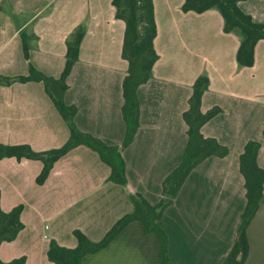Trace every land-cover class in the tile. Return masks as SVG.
Wrapping results in <instances>:
<instances>
[{
    "label": "crops",
    "instance_id": "crops-1",
    "mask_svg": "<svg viewBox=\"0 0 264 264\" xmlns=\"http://www.w3.org/2000/svg\"><path fill=\"white\" fill-rule=\"evenodd\" d=\"M111 1L0 0V77L27 75L31 64L58 78L65 41L83 25L85 34L66 79L64 101L76 108L73 120L80 131L108 146H120L127 62L121 55L124 23L115 18ZM183 2L152 0L157 60L150 79L137 88L139 126L121 153L127 185L107 182L109 168L84 146L58 159L41 185L35 182L40 161L0 160V209L9 212L21 205L23 225L12 242L0 245V261L24 257V264H51L46 258L51 240L74 248L72 231L78 230L90 241H99L132 211L130 192L157 203L162 181L181 161L187 142L182 114L194 81L203 75L209 84L200 110L220 112L200 132L228 154L195 166L158 224L168 239L170 264L223 263L246 202L238 158L248 141L260 143L257 164L264 169V40L254 47L253 65L240 67L235 60L239 37L223 32L219 13L183 12ZM238 6L254 22L264 23V0H244ZM19 29L37 37L28 60L23 57ZM67 139V126L41 83L0 85V144L27 145L42 152L60 148ZM246 237L249 251L244 264H264V203L251 219ZM80 264H161L159 240L133 222Z\"/></svg>",
    "mask_w": 264,
    "mask_h": 264
},
{
    "label": "trees",
    "instance_id": "trees-1",
    "mask_svg": "<svg viewBox=\"0 0 264 264\" xmlns=\"http://www.w3.org/2000/svg\"><path fill=\"white\" fill-rule=\"evenodd\" d=\"M241 1L244 0H184L181 9L183 12L196 14L211 9L216 10L223 19V32H233L239 37V46L235 55L237 65L251 67L254 63V47L258 41L264 40V23H256L249 15L242 12L238 6ZM111 4L115 9V18L124 23L121 55L127 62V72L122 82L123 105L121 108L125 131L120 146H108L92 135L80 131L73 120L76 108L67 105L64 101V93L67 89L66 79L78 60L80 44L85 34L83 25L77 26L65 41V62L58 78L44 75L31 64L28 65L27 75L14 78L0 77V85L6 86L13 82L41 83L44 93L67 126L68 139L57 149L34 152L27 145L0 144V160L15 158L18 161L28 159L42 163L41 172L35 180L37 185L44 183L58 159L78 146H84L95 152L100 161L109 168L107 182L123 187L127 185L121 153L131 143L139 126V104L136 91L140 85L150 79L152 67L157 60L153 48L156 26L152 0H112ZM18 35L23 57L28 60L29 51L35 46L37 37L28 29H19ZM208 84V78L201 75L192 85L187 110L182 114L187 128L186 146L179 165L162 181L159 201L151 204L139 193L130 192L132 211L120 217L99 241H90L80 231L74 230L72 231V236L76 240L74 248L59 246L53 240L49 242L46 251L48 262L51 264H80L86 255L95 254L106 248L127 225L138 222L146 234H153L158 238L161 264H170L167 252L168 239L158 224L163 211L175 199L186 177L195 166L211 156L223 158L228 154L225 147L212 138H205L200 132L201 127L220 112L218 108H212L206 113L200 110L201 98ZM262 138L264 140V124ZM259 148V142L250 140L245 144L238 158L246 202L235 227L232 247L222 264H244L248 256L249 245L246 229L260 204L264 203V169L257 164ZM21 211V205L12 208L9 212H3L0 209V245L3 242H12L22 230ZM24 263V257L13 259L8 263L0 261V264Z\"/></svg>",
    "mask_w": 264,
    "mask_h": 264
}]
</instances>
